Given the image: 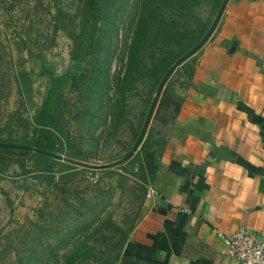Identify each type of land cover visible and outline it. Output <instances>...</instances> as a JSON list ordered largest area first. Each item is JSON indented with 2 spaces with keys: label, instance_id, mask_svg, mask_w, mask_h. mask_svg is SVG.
<instances>
[{
  "label": "rangeland",
  "instance_id": "1",
  "mask_svg": "<svg viewBox=\"0 0 264 264\" xmlns=\"http://www.w3.org/2000/svg\"><path fill=\"white\" fill-rule=\"evenodd\" d=\"M81 1L0 0L2 138L23 144L31 136L47 86L42 62L59 74L69 68ZM218 4L102 0L94 45L63 92L56 124L61 157L49 165L27 159L25 168L0 161V264L112 262L152 198L153 182L134 158L140 148L125 155L140 134L165 56L161 29L150 32L153 13L182 30L212 24ZM173 90L185 93L177 84Z\"/></svg>",
  "mask_w": 264,
  "mask_h": 264
},
{
  "label": "crops",
  "instance_id": "2",
  "mask_svg": "<svg viewBox=\"0 0 264 264\" xmlns=\"http://www.w3.org/2000/svg\"><path fill=\"white\" fill-rule=\"evenodd\" d=\"M196 58L117 264H240L219 232L246 226L264 240V0H229Z\"/></svg>",
  "mask_w": 264,
  "mask_h": 264
},
{
  "label": "trees",
  "instance_id": "3",
  "mask_svg": "<svg viewBox=\"0 0 264 264\" xmlns=\"http://www.w3.org/2000/svg\"><path fill=\"white\" fill-rule=\"evenodd\" d=\"M222 1L219 0L217 9L220 7ZM101 2L102 0L81 1L79 8L80 32L78 38L75 40V49L67 71L59 74L51 64L46 61L42 62L39 75L45 77L47 80L46 91L43 102L39 106L35 116L32 134L22 142L23 144L54 153L60 152L61 148L58 142L56 124L63 112V92L82 71L84 60L94 45L97 15L101 9ZM157 9L159 8L156 6L154 10ZM151 21L153 23L151 25L153 26L150 32H154L160 28L162 31V37L160 38L165 39V56L162 58V67L157 71L154 81L156 86H158L170 66L199 42L209 29L211 23L203 27L197 26L196 28H192L190 26L182 30H173V24H170V21L166 17L163 18L158 12L153 13ZM157 34L159 32L154 33V36ZM196 59V54L191 56L174 71L167 81L140 150L134 156L139 161V169L143 176L149 182H153L158 173L160 158L163 155L171 130L184 102V96L181 94L176 95L173 86L177 84L185 91L191 87H195L193 76L196 69ZM0 142L15 141L4 139L0 136ZM27 159L43 162L46 165L56 163L57 161L52 156L33 152L29 149L0 147L1 162L17 163L20 167L25 168ZM131 230L124 233L121 243L117 248V254L109 264H115L119 260L121 251Z\"/></svg>",
  "mask_w": 264,
  "mask_h": 264
},
{
  "label": "water",
  "instance_id": "4",
  "mask_svg": "<svg viewBox=\"0 0 264 264\" xmlns=\"http://www.w3.org/2000/svg\"><path fill=\"white\" fill-rule=\"evenodd\" d=\"M229 0H223L219 10L212 22V24L210 25L209 29L207 30V32L205 33V35L199 40V42L193 46L188 52H186L185 54H183L178 60H176L171 66L170 68L166 71V73L164 74L163 78L161 79L155 96L153 98V101L151 103V106L148 110L146 119L144 121V124L142 126V129L140 131V134L137 138V140L135 141L134 145L132 146V148L128 151V153L125 155L126 158L131 157L141 146L146 132L149 128V125L151 123L152 117L154 115V112L156 110V107L158 105V101L160 99V96L165 88V85L167 83V81L169 80V78L171 77V75L174 73V71L181 65L183 64L186 60H188L191 56H193L194 54H196L204 45L205 43L209 40V38L212 36V34L214 33L223 13L224 10L227 6ZM0 147H14V148H24V149H29L32 150L33 152H39V153H43L49 156H52L54 158H60L61 155L54 153V152H50V151H46V150H42L39 149L37 147L34 146H30L27 144H21V143H16V142H0Z\"/></svg>",
  "mask_w": 264,
  "mask_h": 264
},
{
  "label": "built area",
  "instance_id": "5",
  "mask_svg": "<svg viewBox=\"0 0 264 264\" xmlns=\"http://www.w3.org/2000/svg\"><path fill=\"white\" fill-rule=\"evenodd\" d=\"M149 186L147 195L153 197L155 190L151 183ZM219 238L240 264H264V240L252 229L239 226L230 234L219 232Z\"/></svg>",
  "mask_w": 264,
  "mask_h": 264
}]
</instances>
